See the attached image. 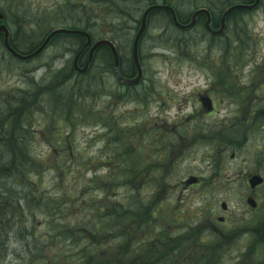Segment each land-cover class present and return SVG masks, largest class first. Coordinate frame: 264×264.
I'll return each instance as SVG.
<instances>
[{"label": "rangeland", "instance_id": "rangeland-1", "mask_svg": "<svg viewBox=\"0 0 264 264\" xmlns=\"http://www.w3.org/2000/svg\"><path fill=\"white\" fill-rule=\"evenodd\" d=\"M79 1L76 9L71 8V14L63 6L65 0L16 3L21 5L14 4L15 0L11 3L0 0V8L8 5L12 11L5 16L4 24L19 49L17 51L27 53L21 39L24 29L33 31L31 38L35 42L38 40L39 45L55 29L85 31L94 42L107 39L115 43L120 56L119 72L123 79H127L124 76L133 75L134 69L125 67L132 61V42L147 7L163 4L184 19H190L198 10H206L210 15V29L217 31L226 8L250 0ZM258 3L257 9L229 14L224 21V30L218 36L206 31L207 18L203 14L196 17L195 28L186 30L185 34L172 27L163 15H149L146 31L138 44L143 78L138 86L131 88L117 83L109 53L98 55L97 50L84 74L75 73L67 78L64 71L73 62L84 38L79 48L76 39L58 35L60 37L39 57L27 62L11 60L4 50H0V104L6 98L13 100L24 94L26 97H22V101L30 107L31 113L27 131L35 137L31 148L33 154L47 170L63 164L81 169L84 172L83 185L90 179L108 174L107 164L102 160L116 135L127 147L149 148V155L143 159L144 165L148 161L155 162L162 154L169 158L160 178L153 175L152 165L147 164L145 174L137 179L136 184L112 188L105 197L95 187L88 193L95 202L102 198L105 204L117 202L122 209H127L130 195L137 196L131 187L139 188L137 201L142 202L143 197L153 196L149 191L154 190L153 184L158 181L159 192L151 202V209L157 211L156 217L154 215L148 235H139L140 228L134 225L136 245L146 242L150 234L157 237L158 231H162L170 240L180 236L188 238V246H180L187 253L205 255L206 264L264 261V246H254L252 238L245 236V225H240L243 220L264 218L261 213L264 207L253 211L246 204L249 198L259 200L264 197V185L253 190L247 184L253 175L258 176L256 178L262 176L261 181L264 178V107L257 105H264V85L254 87L253 81L249 82L251 71L264 69V0ZM53 7H62L61 17L49 29L46 28L48 31L43 36L41 33L45 28L37 27L26 16H32L35 8L49 11ZM189 19L186 21L190 22ZM198 20L201 24L196 26ZM78 66L83 67L79 63ZM85 92L83 104L91 115L77 119L78 129L73 132L65 130L68 132L64 135L67 145L57 146V142L65 141L58 137L62 130L56 125L46 131L53 125L50 120L58 121L48 112L49 108L68 104V109L63 111L77 115V100ZM35 93L43 98V110L33 105ZM62 93H69V97L64 100ZM204 93L210 98L201 95ZM53 95L58 100H54ZM205 97L214 101L217 113L209 115L212 109L209 111L198 106L197 102ZM62 104L60 107L65 108ZM254 110L260 111L256 121L252 120L254 116L250 119L249 114ZM79 114L83 116L81 112ZM98 117L107 126L111 124L110 127L101 126ZM236 129V133H240L237 137L240 146L228 147L226 141L229 140L225 138ZM79 153H83V157H79ZM118 167L120 169V160ZM189 176L196 178L190 185L187 183ZM43 183L40 193L51 197L56 193L58 197L64 196L76 188L72 179L54 187L51 175L45 176ZM221 204H225V212L221 210ZM30 206L31 212L22 208L23 212L17 214L24 222L13 221L11 217L2 221L6 235L3 242V233L0 234L4 248L0 264L76 263L78 250L72 244L56 241L51 234L55 230L52 226L69 222L79 225L84 218L87 222L86 215L77 213V210L67 214L63 205L48 212L37 199ZM219 217L225 218L226 223L217 224ZM258 222L253 225L248 222L249 227L256 230L263 223ZM211 225L217 228V234L210 231L208 227ZM231 225L235 231H229ZM218 234L223 241L210 245L208 251L206 245L198 244L200 241H216ZM154 241L147 243L152 245ZM156 241L161 244L165 240ZM192 244L200 245V250L196 246L189 249Z\"/></svg>", "mask_w": 264, "mask_h": 264}, {"label": "trees", "instance_id": "trees-1", "mask_svg": "<svg viewBox=\"0 0 264 264\" xmlns=\"http://www.w3.org/2000/svg\"><path fill=\"white\" fill-rule=\"evenodd\" d=\"M6 1L11 3L13 0ZM21 1L23 0H15L14 4ZM69 1L71 0H65L66 4L63 6L65 10L72 14L71 8L76 9L75 7H78L81 1L73 0L74 2L71 3ZM0 10L3 19H5L6 15L12 13L8 5L1 7ZM61 11L62 7H53L49 11L35 8V12L32 16L24 15L37 25V27L42 28L40 26H43L45 28L41 33L44 36L53 23L61 17L59 16L62 13ZM17 12L20 13L19 11ZM152 14L163 15L172 26L170 15L167 12H153L150 16H152ZM183 17L184 16L178 15L180 22L184 24L187 22L186 19L188 20L189 18L184 19ZM198 24H201V20H198L196 26ZM30 30L24 29L21 36L22 41L26 45L25 50L27 53L34 51L39 45L37 39V42H35V40L31 38L33 31ZM36 30L39 31L38 29ZM183 33L185 34L186 31ZM58 37L60 36L52 38L49 44ZM61 37L76 39L79 48L83 40L82 37L74 35ZM10 42L12 47L19 51L12 38H10ZM0 50H4L2 36H0ZM104 52L109 53V62L112 63L111 55L107 48L101 47L97 49L96 54L100 55L102 53L104 54ZM5 54L7 55V53ZM7 56L11 60H14L10 55ZM85 59L86 52L79 58V65L83 66ZM130 62L128 67L125 68H133L132 61ZM68 67L69 68L64 71L67 78L75 74L72 62ZM86 93L87 92L79 95V101L77 100L76 104L77 115H72L71 112L69 114L64 112L68 109V104L61 103L65 108L60 107L61 104L55 106V109L52 108L51 110V108H49L48 112L56 116L58 121L53 122L50 120L53 125H50L46 131L49 132V129H53L55 125L58 129L63 131L58 134V137L62 138L65 143L57 142V146L67 145L64 135L68 132L65 130L73 132L75 128L78 129L80 125L77 124V119H85L87 116L91 115L90 112H86L87 109L83 104L85 100L83 94ZM35 94L37 99L34 97L35 101L33 105L35 108L43 110V98L40 97L38 93ZM67 94L69 93L61 94L64 100L69 97ZM22 97L26 96L21 94L20 97L13 100L11 98H6L3 103L0 104V234L3 233V236H1L3 242L5 240L6 230L2 227V221L11 217L13 221L24 222L17 214L23 212L22 208H26L28 212H31L32 209L30 208V204L34 203L37 199V202L44 206L48 212L63 205L65 206V212L67 214L77 210V213H83L88 218L87 222H85L86 218H84L79 225H73L69 222L68 224L52 226V229L55 230L51 234L54 235L53 238H55L56 241L72 244L75 249L78 250L76 263L74 262V264H206L207 259L205 255L198 253L191 254L184 251L183 247L180 245L185 244L187 247L190 242L188 238L183 236L170 240L166 234H163L164 232L158 231L157 237H152V234L147 237V241L155 240L152 245H148L147 241L142 242L140 245H136V238H134L135 233L133 230L134 225L139 226V235H148L149 226L152 225L153 218L156 217L157 211L151 209V202L153 199L155 201V196L159 192L158 188L160 187L158 186V181L154 182V184L156 183V185H153L154 190L149 191L153 193V196L150 197V195H148L147 197H143L144 200L142 202L137 201L139 188L131 187V189L136 192L137 196L130 195L127 209H122L119 204H116L117 202L109 205L105 204L102 198L98 202H95L92 197L88 195L94 187L98 190L97 192L99 194L105 197L112 188H117L126 184H136L137 179L143 177L145 174L147 164H151V161H148L146 165L143 164V159L150 153L149 148L136 149L127 147L119 135L114 136V142L106 152L107 158L105 157L102 160V162L104 161L107 164L108 174L105 177H99L95 180L90 179L89 182L83 185L81 179H84V172L82 173L81 169L75 168L74 165L70 167L63 164L62 166L47 170L43 167L42 161L33 154L31 148L35 137L27 131V126L29 125L28 119L31 115V113L29 114L30 107L28 108L26 102L22 101ZM52 97L54 100H58L56 95ZM48 101H50V99H48ZM50 102L53 104L52 101ZM50 102L49 104L52 106ZM80 112L83 116L79 114ZM97 121L100 122L101 126L104 125L106 128L111 125L109 124L107 126L99 117ZM115 130L117 129L115 128ZM233 132L229 133L225 139L232 141L234 144L233 140H237V137H239L238 134L240 133H236L237 129L234 133ZM229 141H226L228 146L232 145ZM78 156L83 157V153H79ZM122 159L129 160L130 162V165L125 171L122 170L121 166L120 169L118 167L119 160L121 163ZM90 161L93 163L94 158ZM154 170L153 175L156 177L160 178V176L164 175V173ZM47 175L52 176L55 183L54 187H60L62 182H65L67 179H72L76 188L73 192H69V194L66 193V195L61 197L57 196L58 193L52 197L44 193L41 194L40 191L43 190L44 185L43 180ZM54 176L57 177L55 178ZM146 181L151 182V179H147ZM156 239H164L165 241H161V244H158ZM103 240H106V242H103ZM222 241L223 240H216L206 243L200 241L198 244L206 245V251H208L210 245ZM198 244H192L189 249L196 246L200 250V245ZM1 245L2 242L0 243V255L4 250ZM208 263H210V260Z\"/></svg>", "mask_w": 264, "mask_h": 264}, {"label": "water", "instance_id": "water-1", "mask_svg": "<svg viewBox=\"0 0 264 264\" xmlns=\"http://www.w3.org/2000/svg\"><path fill=\"white\" fill-rule=\"evenodd\" d=\"M258 2H259V0H256V2L250 6L234 5V6L227 8L222 15V18L220 20V28L217 31H213L210 29V15L206 10L201 9V10L196 11L191 16L190 22H188V24L187 23L181 24L177 18L176 12L173 11L170 7L165 6V5H152V6L148 7L144 11V13L141 17L140 27L138 28V30L135 34L134 40L132 42V47H131L132 62H133V66H134V69L136 72V76L132 80L123 79L120 76V74H119V56H118V53H117V50H116V47L114 46V44L108 40H105V39L93 42L90 35L88 33H86L85 31L70 30V29L52 30L51 32H49L47 34V36L43 40V42H41V44L34 51L27 53V54L19 53L17 50H15L11 46L10 39H9L10 32H9L8 28L3 24H0V35L2 36L3 48L6 51V53L9 54L12 58H14L18 61H22V62H26V61L35 59L37 56H39L44 51V49L47 47L50 40L55 36H58V35L80 36V37L84 38V43L73 58V69L76 73L84 74L92 62L95 51L101 47H107L111 53V58H112V62H113V70H114V74L116 75L118 81L122 82L126 85L133 86V85H137L139 83V81L141 80V77H142V69L140 66L139 58H138V44H139L140 38L142 37V35L146 29L147 17L151 12H154V11L167 12L170 15L173 26L178 30L192 29L195 25L196 17L198 15L203 14L207 18L206 25H205L206 31L213 36H218L223 32L224 21L226 20V18L228 17L229 14H231L235 11L254 9L258 5ZM2 18H3V16L0 14V21L2 20ZM85 52L87 54L85 63H84L82 68H79L78 60ZM201 101L203 103V107L210 109V101L208 98H204ZM261 182L262 181L259 178L253 177L249 181V184L252 188H254L256 185H259ZM187 183H188V185H190V184L194 183V180L189 179L187 181ZM248 204L250 206L254 207V204L252 203L251 200H248ZM222 209H226L225 204H222Z\"/></svg>", "mask_w": 264, "mask_h": 264}, {"label": "flooded vegetation", "instance_id": "flooded-vegetation-1", "mask_svg": "<svg viewBox=\"0 0 264 264\" xmlns=\"http://www.w3.org/2000/svg\"><path fill=\"white\" fill-rule=\"evenodd\" d=\"M254 1L255 0H250V1H248L246 4H248V5H251V4H253L254 3ZM260 5V4H259ZM259 7V6H258ZM251 74V77H249V82L251 83L252 81H253V83H254V87H261L262 85H264V69H262L261 68V70H257L256 69V71L255 70H253V71H251L250 72ZM120 74H121V72H120ZM125 78H127V79H130L131 77L133 78L134 77V72H133V75L131 74V75H125L124 76ZM116 80V79H115ZM251 86V85H250ZM249 85H247V87L248 88H251ZM248 88H243V89H248ZM201 95H204V96H207V97H209L210 98V96H208L206 93H204V94H201ZM200 101H198L197 102V104H198V106L200 107V108H202L201 107V103H199ZM257 105H259V106H261V108L262 107H264V105L263 104H257ZM212 109V110H211ZM211 113H209V115H211V114H213V113H217L218 111L216 110L217 109V106H215V104H214V101L212 100V107H211ZM263 111H264V108H263ZM247 113H249V111H247ZM259 113H260V111H256V110H254V111H252V112H250L249 114H250V119H251V117L252 116H254L253 117V121H256V120H258V116H259ZM263 120H264V118H263ZM236 121V119H234L233 120V122H235ZM240 129V128H239ZM233 142H234V144H232V145H230V146H240V144H238L237 142H239V140H233ZM226 147V149L229 147H227V146H225ZM231 158H233V155L231 156ZM153 160V159H152ZM168 160H169V158H167L166 156L164 157V154H162L155 162H152L151 161V164H152V167L155 169L154 171H158L157 170V168H159L160 167V169L161 170H163L164 168V166H166L167 164H168ZM130 165V162H129V160H125V159H122L121 160V163H120V166H121V168H122V170L123 171H125L126 170V168L128 167ZM130 171H132V170H130ZM253 176H255V175H253ZM189 177H191V176H189ZM262 177V176H261ZM263 180V183H262V185H259V186H257V187H255L253 190H256L257 188H259V187H262L263 185H264V178L262 179ZM153 185H156V183L155 184H153ZM254 201L256 202V206H255V209L253 208V211H257V210H259L260 208H262V207H264V197H259V200H256L255 198H254ZM249 210H252V209H250L249 208ZM264 210V209H263ZM263 210H262V216L264 217V212H263ZM252 211V212H253ZM253 213H255V212H253ZM255 217H257V215L255 216ZM221 218H223V217H221ZM220 217L219 218H217V224H219V225H223V224H225L226 223V220H225V218H224V222L223 223H220V222H218V220L219 219H221ZM259 221V222H258ZM248 222H251L252 223V225L253 224H255V223H261V222H263L262 224H261V226H260V224H259V228H256V230L255 229H253V226H250L249 227V224H248ZM240 225H245V230H246V233H245V236H249V238L251 239L252 238V240H253V242L255 243L254 244V246H258L259 244H260V248H261V246H264V218L263 219H250V220H243L241 223H240ZM248 226V227H247ZM246 227H247V229H246ZM209 229H210V231H212L214 234L216 233L217 234V232H218V230H217V228L213 225H211V226H209L208 227ZM229 229L230 230H232V231H235V229L236 228H234V226L233 225H231L230 227H229ZM220 236V234H218L216 237H219ZM252 240L251 241H249L251 244H252ZM249 264H264V261H262V259H260V260H258V261H255V262H249Z\"/></svg>", "mask_w": 264, "mask_h": 264}]
</instances>
